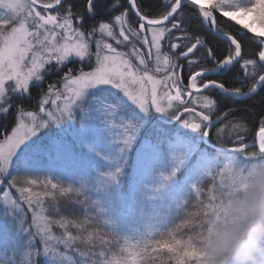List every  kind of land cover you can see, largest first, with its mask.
<instances>
[{"label":"snow or ice","instance_id":"6c2138e0","mask_svg":"<svg viewBox=\"0 0 264 264\" xmlns=\"http://www.w3.org/2000/svg\"><path fill=\"white\" fill-rule=\"evenodd\" d=\"M161 2L163 10L148 0H0V264H206L203 236L249 168L264 161V114L257 142H246V118L232 116L241 109L220 111L206 93L247 100L264 89V0ZM243 37L258 48L246 50ZM72 62L75 72L69 67L44 90L46 77ZM237 64L247 92L210 78ZM34 88L35 110L15 102L32 99ZM77 141L97 167L94 180L75 187L39 175L42 162ZM133 158L138 168L150 165L153 208L147 227L128 234L110 217ZM217 176L202 213L192 214L203 219L176 226L198 231L169 230L202 181ZM93 191L110 206L92 200ZM62 199L84 206L83 218L62 211Z\"/></svg>","mask_w":264,"mask_h":264},{"label":"clouds","instance_id":"9594fccd","mask_svg":"<svg viewBox=\"0 0 264 264\" xmlns=\"http://www.w3.org/2000/svg\"><path fill=\"white\" fill-rule=\"evenodd\" d=\"M244 185L200 242L206 264H264V161L249 168Z\"/></svg>","mask_w":264,"mask_h":264},{"label":"rangeland","instance_id":"374dc122","mask_svg":"<svg viewBox=\"0 0 264 264\" xmlns=\"http://www.w3.org/2000/svg\"><path fill=\"white\" fill-rule=\"evenodd\" d=\"M109 42L112 41L109 40ZM93 50H95L94 46ZM69 67L75 72L79 65L76 62L68 64L64 68L65 70L62 71V74ZM90 67L89 65H85V70H90ZM185 118H187V115ZM245 133L248 134V129L242 131L239 135H244ZM225 136L228 137L227 132ZM72 139H75V137H72ZM220 158L222 162H226L224 161L223 154H220ZM41 167L44 169L43 172L39 173L41 177L44 175L54 176L66 186L72 184L75 187H79L82 182L90 183L98 174L97 167L87 152V146L81 147L79 141L76 142L75 146L70 142L67 150L60 155H53L47 158L42 162ZM127 167H129L131 176H129L127 183L123 180V198L116 202L118 215L111 216L110 218L114 222L113 226L116 231L134 234L137 230L146 228L149 223L147 216L152 211L153 202L146 199L145 190L151 180V171L148 162H145L138 168L134 158L130 161V166ZM99 171H104V169H100ZM205 180H211L215 184L218 183L219 177L217 176L215 179L206 178L203 181ZM89 196L92 200H99L105 208L110 206L109 198L102 192L93 191L89 193Z\"/></svg>","mask_w":264,"mask_h":264},{"label":"trees","instance_id":"16d2710c","mask_svg":"<svg viewBox=\"0 0 264 264\" xmlns=\"http://www.w3.org/2000/svg\"><path fill=\"white\" fill-rule=\"evenodd\" d=\"M148 2L157 10H163V4L161 2V0H148ZM134 19V17H133ZM240 26H236V28H239ZM192 31L195 33L197 31L199 32H204L203 28H200L197 26L196 23H193V27H192ZM233 31H235V29H233ZM252 34L249 33L248 36L250 37ZM208 39L210 41V43L213 44V46L215 47V39L208 34ZM221 43V52H223L224 48H226L227 46L224 44V42H220ZM243 43L246 46V50L247 49H252L253 51H255L258 48V45L253 43L248 37H243ZM218 58H222L221 54H218ZM65 70V69H63ZM62 70V71H63ZM62 71L59 73H53L52 75L46 77V83L43 86L44 90L47 89V83L55 81V80H59L60 77L63 75ZM187 71L185 70V77H187ZM237 78L239 80H237ZM244 79L243 73L241 71L240 67H235L233 69V71H231L230 73H228L221 81L223 83L226 84V86L230 87V88H234V87H240L242 88L244 86L245 83H241L240 80ZM249 81L247 80V83ZM248 89V88H247ZM247 89H244L245 91ZM39 89H33L32 93H33V98L32 99H24V100H20L19 98H16V103H23V105L30 109V110H35L36 109V99L39 96ZM218 97V101L219 103V110L223 111L225 109H228L232 106H238L241 110L235 113H232L233 117H245L247 120V129H248V134H244V136H246V142L249 140H252L255 137V134L258 132V121L261 117V114H264V89H261L258 91V94L254 95L251 99H247V100H242V99H236V100H232V99H227L222 97L221 95L217 96ZM251 107L252 111H248V107ZM235 122V121H233ZM3 122L0 121V125H2ZM11 126L12 122L8 121V133L10 134V130H11ZM0 131H2V127H0ZM2 136H0L1 138ZM211 140L213 143L217 144V141L214 137V134H211ZM225 142L223 144L224 147H228L232 142L229 140L228 137L225 136L224 138ZM218 146H221L219 144H217ZM220 155V154H219ZM130 172H129V167H126V174L123 177V180L125 181V183H127L128 179H129ZM214 184L213 181H203V183L200 184V187H202L201 190V194L199 196V198L196 197L195 194H192L191 196L188 197V203L186 205V207L179 213L175 214L171 224L169 225V230H177L178 231V235L179 236H187L189 234H194L196 231H198L197 227H192V228H182V229H177L176 226L180 225L183 221L187 220V219H193L196 221H199L201 219H203L202 215L200 216H193V213H197L200 212L202 213L203 211V207H202V203L201 202H207L208 201V193L209 190L212 188V185ZM70 199H75V197H70ZM80 199H83V197H80ZM61 209L62 211H70L71 213L75 214L78 218H83L84 214H85V207L82 205H77V204H70L67 203L65 200H61ZM88 211H92L91 209H88ZM97 227H101L102 225L97 223L96 224ZM105 230L106 229H103ZM54 231L57 232V234H59V229H54ZM113 248H115V245H112ZM154 264H159V261H155Z\"/></svg>","mask_w":264,"mask_h":264},{"label":"flooded vegetation","instance_id":"af4514ba","mask_svg":"<svg viewBox=\"0 0 264 264\" xmlns=\"http://www.w3.org/2000/svg\"><path fill=\"white\" fill-rule=\"evenodd\" d=\"M209 67H211V65L209 64L208 65ZM235 67H240V65L239 64H237ZM235 67H233L232 68V70L231 71H233V69L235 68ZM231 71H229V72H227V73H225V74H223L222 76H212V77H210L211 79H217V80H222L228 73H230ZM183 76H184V83L185 84H187V77H185V71H184V73H183ZM237 80H239L238 78H237ZM240 82L241 83H245L244 84V86L242 87V90L243 91H245L244 89H247L248 87H249V85H250V81L247 83V80H245V79H241L240 80ZM248 90V89H247ZM247 90L245 91V92H247ZM206 94H209V95H211V96H213L215 99H217L218 100V97L217 96H219L220 94L217 92V91H211V92H207ZM227 99H229V98H227ZM239 99V98H238ZM199 110V109H198ZM187 115V114H186ZM185 115V116H186ZM214 131V130H213ZM211 134L212 133H210V140H211ZM248 141L247 142H256V137H254L252 140H249V139H247ZM212 141V140H211ZM213 143V142H212ZM213 144H215V143H213ZM218 146V145H217ZM219 147V146H218ZM220 154H223V153H220Z\"/></svg>","mask_w":264,"mask_h":264},{"label":"water","instance_id":"95a60500","mask_svg":"<svg viewBox=\"0 0 264 264\" xmlns=\"http://www.w3.org/2000/svg\"><path fill=\"white\" fill-rule=\"evenodd\" d=\"M186 115V114H185ZM257 142V141H256Z\"/></svg>","mask_w":264,"mask_h":264}]
</instances>
